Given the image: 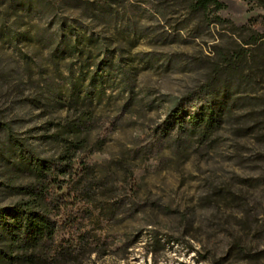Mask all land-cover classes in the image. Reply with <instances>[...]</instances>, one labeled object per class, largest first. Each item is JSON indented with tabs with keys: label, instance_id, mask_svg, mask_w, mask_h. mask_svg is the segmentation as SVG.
<instances>
[{
	"label": "rangeland",
	"instance_id": "rangeland-1",
	"mask_svg": "<svg viewBox=\"0 0 264 264\" xmlns=\"http://www.w3.org/2000/svg\"><path fill=\"white\" fill-rule=\"evenodd\" d=\"M220 1L204 16L188 0H0V202L21 197L6 189L11 180H32L5 124L43 156L72 154L77 205L92 212L81 229L101 242L65 264H264V68L218 97L223 122L208 138L140 151L145 133L204 82L214 45L241 37L216 15L264 39L263 6ZM86 116L90 131L78 127ZM72 209L62 206L60 240L75 231Z\"/></svg>",
	"mask_w": 264,
	"mask_h": 264
},
{
	"label": "trees",
	"instance_id": "trees-1",
	"mask_svg": "<svg viewBox=\"0 0 264 264\" xmlns=\"http://www.w3.org/2000/svg\"><path fill=\"white\" fill-rule=\"evenodd\" d=\"M189 9L207 16L210 9L224 6L220 0H188ZM264 7V0H256ZM213 22H229L241 37L235 38L231 46L214 45L206 79L187 100L171 107L167 116L145 133L140 151L145 155L161 153L176 140L189 139L193 134L208 138L209 134L223 122L219 96H229L240 86L252 85L260 75L258 68H264L263 35L252 31L248 38L242 37L248 25H238L232 19L216 15ZM57 49L65 50L68 44L61 41ZM106 49H104L105 51ZM107 57V55H105ZM129 94L121 115L133 103ZM81 130H92V116L79 120ZM7 139L19 151L17 168L32 175V180L17 184L11 180L6 189L21 195L15 201L0 202V264H65L66 260L77 258L80 253L95 251V242H101L92 232L83 231L81 222L92 212L78 207L75 184L77 181L76 160L69 152L59 157L43 156L29 143L22 141L12 125L5 124ZM67 186V189H64ZM135 211L144 210L133 195H127ZM62 206H72L68 217L70 226L75 228L69 239L61 238L63 220ZM120 210L113 208V220ZM151 242L159 238L151 233ZM242 256L251 262L254 257L243 246ZM78 264V263H76Z\"/></svg>",
	"mask_w": 264,
	"mask_h": 264
}]
</instances>
